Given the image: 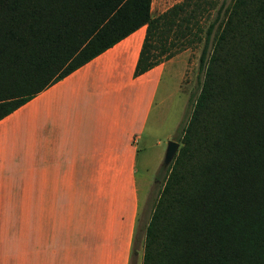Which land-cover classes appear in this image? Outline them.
<instances>
[{
  "label": "trees",
  "instance_id": "1",
  "mask_svg": "<svg viewBox=\"0 0 264 264\" xmlns=\"http://www.w3.org/2000/svg\"><path fill=\"white\" fill-rule=\"evenodd\" d=\"M216 2L0 0V119L140 26L134 76L201 42L140 264H264V0Z\"/></svg>",
  "mask_w": 264,
  "mask_h": 264
},
{
  "label": "crops",
  "instance_id": "2",
  "mask_svg": "<svg viewBox=\"0 0 264 264\" xmlns=\"http://www.w3.org/2000/svg\"><path fill=\"white\" fill-rule=\"evenodd\" d=\"M140 26L0 119V264H128L136 156L169 60Z\"/></svg>",
  "mask_w": 264,
  "mask_h": 264
},
{
  "label": "rangeland",
  "instance_id": "3",
  "mask_svg": "<svg viewBox=\"0 0 264 264\" xmlns=\"http://www.w3.org/2000/svg\"><path fill=\"white\" fill-rule=\"evenodd\" d=\"M181 0H151L152 15H157ZM230 0H217L216 3ZM211 16L213 10L209 13ZM210 16V17H211ZM205 25L206 19H200ZM201 42H192L173 52L164 69L156 92L154 107L146 121L138 141L136 156V186L138 191V213L134 229L128 264H140L142 254L143 227L147 222L152 204L162 186L168 165H162L167 140L178 143L181 128L188 118L191 104L197 93L202 72L198 69Z\"/></svg>",
  "mask_w": 264,
  "mask_h": 264
},
{
  "label": "water",
  "instance_id": "4",
  "mask_svg": "<svg viewBox=\"0 0 264 264\" xmlns=\"http://www.w3.org/2000/svg\"><path fill=\"white\" fill-rule=\"evenodd\" d=\"M178 148V143L173 140H167L166 146L163 153L162 165H168L173 159Z\"/></svg>",
  "mask_w": 264,
  "mask_h": 264
}]
</instances>
